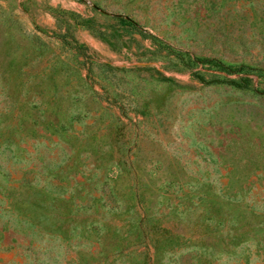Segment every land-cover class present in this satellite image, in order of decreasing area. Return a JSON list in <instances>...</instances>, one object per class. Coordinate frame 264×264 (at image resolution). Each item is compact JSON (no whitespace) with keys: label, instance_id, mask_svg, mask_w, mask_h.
<instances>
[{"label":"rangeland","instance_id":"1","mask_svg":"<svg viewBox=\"0 0 264 264\" xmlns=\"http://www.w3.org/2000/svg\"><path fill=\"white\" fill-rule=\"evenodd\" d=\"M0 264H264V0H0Z\"/></svg>","mask_w":264,"mask_h":264}]
</instances>
